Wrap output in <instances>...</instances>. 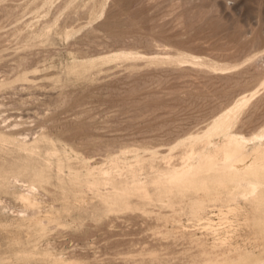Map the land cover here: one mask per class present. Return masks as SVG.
Listing matches in <instances>:
<instances>
[{
	"label": "rangeland",
	"instance_id": "1",
	"mask_svg": "<svg viewBox=\"0 0 264 264\" xmlns=\"http://www.w3.org/2000/svg\"><path fill=\"white\" fill-rule=\"evenodd\" d=\"M0 81V127L50 150L28 209L43 231L0 184V264H264V182L237 174L264 156V0H0ZM230 133L233 157L201 175L232 172L205 191L206 228L193 193L149 181H186Z\"/></svg>",
	"mask_w": 264,
	"mask_h": 264
},
{
	"label": "bare ground",
	"instance_id": "2",
	"mask_svg": "<svg viewBox=\"0 0 264 264\" xmlns=\"http://www.w3.org/2000/svg\"><path fill=\"white\" fill-rule=\"evenodd\" d=\"M5 84L6 82L0 81V87ZM243 101H246L245 98H243V100L238 101L234 105H232L219 118V120L215 123L214 128L212 129L213 132H216L219 128L226 127L230 123L233 117H235L234 114H236V111L238 109H241V107L243 106V105L241 106ZM2 119H4V117H2ZM5 121H6V118H5ZM3 122L4 121H2V123ZM12 127H17V123H13L12 125L9 124L5 127H0V151H4L6 153H12V154H15L16 156L14 160L8 161L5 166L0 165V184L2 186H6L10 184L11 188L16 187V186H18L19 188H22L21 191H18L17 198L18 200H20V202L23 203L25 210L21 212V215H20L21 218L19 219V221L22 224L24 223L32 224L38 227L40 231H43L45 220L39 219L37 217H33L32 212H29L30 210L28 209H31V211L34 209L36 205L35 195H36V192L38 191V187L40 186V184L48 180V177H49L48 168L50 167L49 159H48V151L50 150L47 147L42 148L43 146L41 147L39 145L40 136H38L39 138L27 139L26 135L24 134L21 135L22 133L20 134L17 131H14ZM210 135L211 133H205L206 138ZM238 137L239 136H236L235 134H231V133L226 134L225 143L222 144L221 146H218L214 150L213 158L210 164L200 167L198 170H196V172L192 176H190L184 182H179V181H176L175 179L160 180L158 175H156L152 180L149 181V183L152 184L154 190L157 191V194H158L157 196L160 197V195L163 193H170L171 198H172V197H175L176 195H181L182 193L186 191L193 193L195 199L192 201V205H193V208L196 214L199 215L198 220L202 221L203 222L202 225H204L206 228L211 227L209 225H210V222L212 223V221H210V219H208L207 217L200 215L206 206L205 191L208 192L209 189H211V186H217L219 185V183H223L226 179H228L227 175L230 174L229 177H231L232 172L222 173L218 175V177L214 179L213 181L203 180L201 175H206L210 173L211 171L216 170L212 166V163H214L215 161L227 160L233 157V154L236 151L237 145L239 143L240 137L239 138ZM42 160L44 161L43 163H42ZM57 168L58 170H61L62 166L59 164ZM165 171L166 170H164L161 173H164ZM128 173H130V171H128ZM237 174H242L244 176H248L254 179H260L262 182H264V156L257 158L251 165L245 168L241 173H237ZM85 176L88 178L90 177L91 179L90 183L100 184L102 183L101 181L103 179V172L99 171L97 172L96 175H94L92 172V169H88ZM58 179L60 181L62 178L58 176ZM131 180H132V177H131ZM70 181L78 185L83 184V181H81L78 173H74L73 176L70 178ZM112 181H113L112 187L115 188L113 194H116L118 192H120L121 194H124L126 186L129 185V182L126 180H121V179L116 180L115 178L112 179ZM227 181H231V179L229 178ZM84 182H89V181L86 180ZM144 189H145L144 185L133 186V191L134 190L140 191ZM201 190L203 194H201L200 196H195L196 192L201 191ZM257 193L258 192H256L253 195L252 201L256 200L258 196ZM108 197L112 198L110 195ZM114 204L117 206L119 205L117 202H115ZM26 210H28V212ZM183 228L184 227H182V229ZM224 249H228V248H224ZM45 254L47 256L48 252H46ZM246 258L242 257L239 263L240 264L243 263L242 261H245ZM247 260H249L248 262H250V258H248ZM226 264H230V263H226Z\"/></svg>",
	"mask_w": 264,
	"mask_h": 264
}]
</instances>
